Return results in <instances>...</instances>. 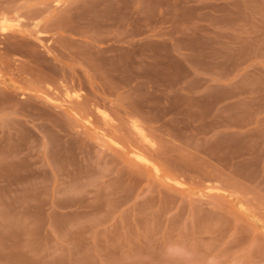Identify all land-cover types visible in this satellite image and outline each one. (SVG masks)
Returning <instances> with one entry per match:
<instances>
[{
	"label": "rangeland",
	"instance_id": "1",
	"mask_svg": "<svg viewBox=\"0 0 264 264\" xmlns=\"http://www.w3.org/2000/svg\"><path fill=\"white\" fill-rule=\"evenodd\" d=\"M0 264H264V0H0Z\"/></svg>",
	"mask_w": 264,
	"mask_h": 264
},
{
	"label": "bare ground",
	"instance_id": "2",
	"mask_svg": "<svg viewBox=\"0 0 264 264\" xmlns=\"http://www.w3.org/2000/svg\"><path fill=\"white\" fill-rule=\"evenodd\" d=\"M130 149V148H129Z\"/></svg>",
	"mask_w": 264,
	"mask_h": 264
}]
</instances>
